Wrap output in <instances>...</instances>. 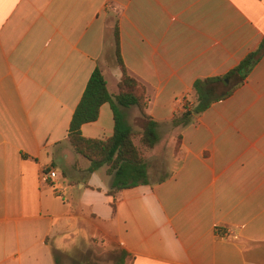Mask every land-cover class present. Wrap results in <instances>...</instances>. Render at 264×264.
Listing matches in <instances>:
<instances>
[{"label":"crops","instance_id":"1","mask_svg":"<svg viewBox=\"0 0 264 264\" xmlns=\"http://www.w3.org/2000/svg\"><path fill=\"white\" fill-rule=\"evenodd\" d=\"M116 33L159 144L167 130L181 149L160 170L153 149L150 184L110 196L107 169L88 173L69 129L96 69L118 93ZM263 40L264 0H0V264L81 262L79 252L114 264H264V56L232 96L169 126L198 105L197 81L225 78ZM114 131L108 103L82 127L87 139ZM226 229L235 235H217Z\"/></svg>","mask_w":264,"mask_h":264},{"label":"trees","instance_id":"2","mask_svg":"<svg viewBox=\"0 0 264 264\" xmlns=\"http://www.w3.org/2000/svg\"><path fill=\"white\" fill-rule=\"evenodd\" d=\"M117 39V63L122 71L119 90L116 95L110 93L103 73L96 69L92 74L82 99L73 115L69 141L74 151L90 162L88 173H94L107 167V174L112 178L108 194L114 196L121 191L141 185H149V165L145 152L155 149L160 142V123L153 121L147 114V89L136 78L129 74L120 52L119 36ZM264 56V40L260 47L250 53L241 64L225 78L199 80L194 88L198 97V105L191 111L176 116L169 124L172 128L184 127L193 121V116L207 110L213 103L227 99L235 92L253 68ZM239 79V83L224 94H220L219 84L225 80ZM110 104L115 118V131L106 140L87 139L82 134V127L96 122L100 109ZM137 108L143 131L136 142V134L126 119V110ZM181 149V137L177 140L175 154ZM123 256L118 264H124Z\"/></svg>","mask_w":264,"mask_h":264},{"label":"rangeland","instance_id":"3","mask_svg":"<svg viewBox=\"0 0 264 264\" xmlns=\"http://www.w3.org/2000/svg\"><path fill=\"white\" fill-rule=\"evenodd\" d=\"M129 110V109H128ZM126 113V112H125ZM127 121L129 122L127 116H126ZM132 122V123H131ZM129 122V124L132 126L135 134H136V142H139V136L143 131V123L140 121V118L138 120L133 119V121ZM167 130H165V134L163 135V140L161 141V143L159 144V146L155 147L156 148V153H157V158L156 160H154L155 162H152L151 165L153 166L154 163V169L155 170H160L158 168H160V165H163L166 163L168 158L172 157V154L175 155V157H177V154H175V148L173 150L171 149V138H172V132L170 133H166ZM169 131V130H168ZM177 143V142H176ZM176 147V144H175ZM152 151V150H151ZM151 151H147L145 152L146 158H147V163L148 159H149V153ZM105 170L107 169L106 167L104 168ZM166 175V171H160V173L157 174V178L161 179ZM79 260H81V262H74L70 259L64 258V261L67 264H114L116 261L117 256L114 255H99V254H89L86 252H79ZM78 259V258H77Z\"/></svg>","mask_w":264,"mask_h":264},{"label":"built area","instance_id":"4","mask_svg":"<svg viewBox=\"0 0 264 264\" xmlns=\"http://www.w3.org/2000/svg\"><path fill=\"white\" fill-rule=\"evenodd\" d=\"M43 178L46 182L51 183V181L57 178V171L54 169L45 170L43 172ZM217 235L224 238H229L235 235V231H233L232 229H226V231L218 232Z\"/></svg>","mask_w":264,"mask_h":264}]
</instances>
